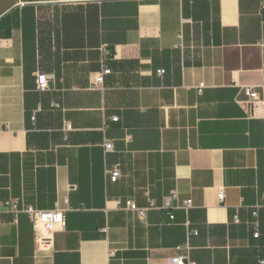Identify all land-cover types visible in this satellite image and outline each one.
Masks as SVG:
<instances>
[{
  "label": "crops",
  "instance_id": "0c3cea01",
  "mask_svg": "<svg viewBox=\"0 0 264 264\" xmlns=\"http://www.w3.org/2000/svg\"><path fill=\"white\" fill-rule=\"evenodd\" d=\"M263 79L262 0H0V264H257L264 111L239 101ZM172 191L171 220L154 207ZM9 198L65 227L34 229Z\"/></svg>",
  "mask_w": 264,
  "mask_h": 264
},
{
  "label": "built area",
  "instance_id": "2783aa9c",
  "mask_svg": "<svg viewBox=\"0 0 264 264\" xmlns=\"http://www.w3.org/2000/svg\"><path fill=\"white\" fill-rule=\"evenodd\" d=\"M262 4H264V0H262ZM158 74H162L163 70H158ZM110 73L109 69L102 68L101 72L95 77L96 83L100 84L103 80V75ZM49 80L50 75L38 72L36 74V89L39 92H45L49 90ZM203 87V84L199 85L200 89ZM243 92L245 95V99L239 101L241 107L245 110V113L248 117L260 116L262 117V113L264 111V79L258 85H247L243 87ZM50 108L52 109H61L60 104L57 101H51ZM110 120L116 121L117 117L112 116ZM63 130L68 132L72 130V126L69 123H65L63 126ZM103 148L105 152H109L113 150V144L110 140H105L103 143ZM108 179L110 182H115L119 177V169L118 167H112L107 171ZM218 200H223V191L220 190L217 194ZM19 198H9L1 202L2 207L7 208L11 213L16 215L19 212H24L29 221L31 222L34 229L42 228L47 229L51 232H56L65 227V217L63 210L59 207H54L52 209H37L32 206L20 207ZM178 202V193L176 191H172L169 195L163 200L162 204L159 207H154L153 203H149V208H159L166 211L168 217L172 220L174 215L172 210L177 208ZM182 208L185 210L191 207V200L186 199L182 202ZM124 208L136 211L139 216H143L147 208H137L136 205L132 201H126ZM257 214L256 209L252 211V215L255 217ZM235 222H238L237 217L234 218ZM253 237H258L257 231V223L253 222ZM106 228L102 229V232L106 233ZM196 232L189 230L187 235H195ZM114 255V251H109L108 257H112ZM165 264H190L185 256H174L167 259ZM257 264H264V258L260 259Z\"/></svg>",
  "mask_w": 264,
  "mask_h": 264
}]
</instances>
